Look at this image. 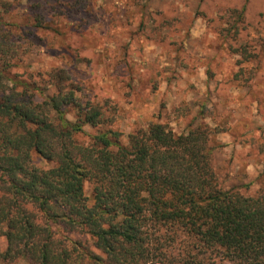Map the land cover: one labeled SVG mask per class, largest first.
Segmentation results:
<instances>
[{"label": "trees", "instance_id": "trees-1", "mask_svg": "<svg viewBox=\"0 0 264 264\" xmlns=\"http://www.w3.org/2000/svg\"><path fill=\"white\" fill-rule=\"evenodd\" d=\"M10 4L0 0V264H264V193L221 185L216 132L152 121L123 143L66 68L19 70L32 45L6 20Z\"/></svg>", "mask_w": 264, "mask_h": 264}, {"label": "rangeland", "instance_id": "rangeland-1", "mask_svg": "<svg viewBox=\"0 0 264 264\" xmlns=\"http://www.w3.org/2000/svg\"><path fill=\"white\" fill-rule=\"evenodd\" d=\"M8 1L6 20L32 45L19 70L66 68L125 144L152 121L208 125L221 185L264 193V0Z\"/></svg>", "mask_w": 264, "mask_h": 264}]
</instances>
